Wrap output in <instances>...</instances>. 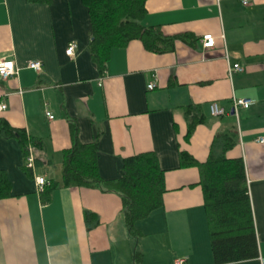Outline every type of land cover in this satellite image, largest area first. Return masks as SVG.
<instances>
[{"label":"crops","instance_id":"0c3cea01","mask_svg":"<svg viewBox=\"0 0 264 264\" xmlns=\"http://www.w3.org/2000/svg\"><path fill=\"white\" fill-rule=\"evenodd\" d=\"M145 7L142 25L172 44L163 52L139 39L113 47L102 72L83 0H0V63L16 67L0 77L7 105L0 122L42 144L25 159L17 137L0 127V170L11 185L0 199V264H215L199 168L183 165L180 154L205 161L225 131L237 132L226 155L243 159L259 244L258 258L229 264H264V143L257 142L264 137V0H147ZM205 34L216 38L213 48L202 47ZM70 43L77 45L72 56ZM33 60L40 72L28 67ZM234 64L242 70L229 74ZM235 98L254 104L235 110ZM214 102L222 116H212ZM189 107L201 122L187 137ZM72 125L82 143L98 141L103 180L119 178L128 157L157 155L163 204L136 222L138 235L129 232L118 192L65 185ZM38 177L56 184L47 202ZM87 212L97 216L91 227Z\"/></svg>","mask_w":264,"mask_h":264},{"label":"trees","instance_id":"16d2710c","mask_svg":"<svg viewBox=\"0 0 264 264\" xmlns=\"http://www.w3.org/2000/svg\"><path fill=\"white\" fill-rule=\"evenodd\" d=\"M30 3L49 4L51 0H27ZM147 0H83L89 10L92 38L90 52L99 69L104 72L105 62L113 47L125 46L139 39L154 52H163L172 44V38L164 37L154 28L142 25ZM166 44L165 47L162 45ZM188 136L201 122L197 111L186 109ZM5 136H16L24 151L41 148V141L27 135L24 128H12L6 121L0 122ZM72 146L65 151L63 179L67 186L94 187L104 185L118 192L124 205L129 232L138 235L136 222L148 217L163 204L166 191L164 170L154 152H143L124 160L121 175L114 180H103L98 170V141L82 143L72 125ZM238 140L236 131H225L217 137L208 158L199 162L186 151L180 154L183 165L199 168L207 212L211 246L215 264H229L259 257L251 199L243 159L229 158L226 153ZM55 183L45 185L41 192L43 202L51 198ZM11 185L0 170V199L10 195ZM97 216L87 212L89 227ZM96 222V221H95Z\"/></svg>","mask_w":264,"mask_h":264},{"label":"built area","instance_id":"2783aa9c","mask_svg":"<svg viewBox=\"0 0 264 264\" xmlns=\"http://www.w3.org/2000/svg\"><path fill=\"white\" fill-rule=\"evenodd\" d=\"M242 4L244 6H248L251 2V0H241ZM216 43V38L212 35V34H205L202 38H201V44L203 48H213L215 46ZM76 44L75 43H70L68 45V48L66 50L67 55L72 56L75 53V49H76ZM28 67L30 69H33L36 72H40L41 71V63L37 60H33L31 62H29ZM229 70V74H231L234 71H241L242 67L239 64H234L229 66L228 68ZM16 73V67L15 64L12 60H3L0 63V77L2 79H7L10 76H13ZM156 87L155 82H150L148 85V89L149 90H154ZM254 102L250 99H237L235 98L233 100V105H234V109L237 110L238 107H244V108H248L251 105H253ZM7 108V105L4 102L0 101V113L5 111ZM210 111L212 116L218 117V116H222L225 111L223 108H221L216 102L212 103L210 106ZM47 116L49 117V119H53L54 116L48 112ZM257 142L259 143H264V137H260L257 139ZM32 149H30L31 151ZM29 164L28 166L32 167L33 166V156L30 154L29 158H28ZM37 179V183L39 185L40 191H43V188L45 185L48 184V182L45 180V178L43 177H38ZM176 264H185L184 260H177Z\"/></svg>","mask_w":264,"mask_h":264},{"label":"water","instance_id":"95a60500","mask_svg":"<svg viewBox=\"0 0 264 264\" xmlns=\"http://www.w3.org/2000/svg\"><path fill=\"white\" fill-rule=\"evenodd\" d=\"M233 113H234V111H233Z\"/></svg>","mask_w":264,"mask_h":264}]
</instances>
